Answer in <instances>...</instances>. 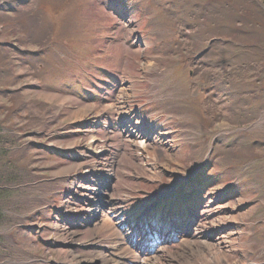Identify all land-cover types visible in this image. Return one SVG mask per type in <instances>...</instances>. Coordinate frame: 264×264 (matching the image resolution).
Returning <instances> with one entry per match:
<instances>
[{"label":"rangeland","instance_id":"374dc122","mask_svg":"<svg viewBox=\"0 0 264 264\" xmlns=\"http://www.w3.org/2000/svg\"><path fill=\"white\" fill-rule=\"evenodd\" d=\"M4 1L0 264H264V0Z\"/></svg>","mask_w":264,"mask_h":264},{"label":"bare ground","instance_id":"6f19581e","mask_svg":"<svg viewBox=\"0 0 264 264\" xmlns=\"http://www.w3.org/2000/svg\"><path fill=\"white\" fill-rule=\"evenodd\" d=\"M140 145L145 147L144 143H140ZM102 219L100 220L103 224L102 227L106 228L109 235L113 236L112 239H114L113 242H111V249L108 250L109 259L102 256L103 261H106L107 264H158L157 258L158 255L162 253L163 247L160 246L158 253L153 254L150 250L143 249L139 243H136L137 241H134L129 236L121 232L113 231L111 229L112 222L110 220L109 222L108 219ZM226 238L222 236L216 243V246L222 256L224 255L223 252L229 250V246L227 244L228 240ZM199 256L204 259L202 253H199ZM73 258L79 257L73 256Z\"/></svg>","mask_w":264,"mask_h":264},{"label":"trees","instance_id":"16d2710c","mask_svg":"<svg viewBox=\"0 0 264 264\" xmlns=\"http://www.w3.org/2000/svg\"><path fill=\"white\" fill-rule=\"evenodd\" d=\"M5 3H3V5H7V6H11L12 7V4L14 3V0H7V1H4ZM6 10V9H5ZM0 130H1V126H0ZM2 133H1V131H0V144L1 145H3L4 144V142H5V140H6V142L5 143H7V142H9L10 144L11 143H15V142H17L16 141V139H15V137H13L12 135V137H11V139H4L3 137H2ZM0 145V146H1ZM0 148H5L4 146L2 147H0ZM2 180H5V181H7V182H11V178H5V179H2ZM15 182L17 181L16 179L14 180ZM11 188H8V189H4V187H2V188H0V209H1V206H3L4 204H2V203H4V201L6 200V198L9 196V195H11L12 194V192L11 191H13V190H11ZM4 214H2L1 213V211H0V224L1 223H3V219H4Z\"/></svg>","mask_w":264,"mask_h":264}]
</instances>
